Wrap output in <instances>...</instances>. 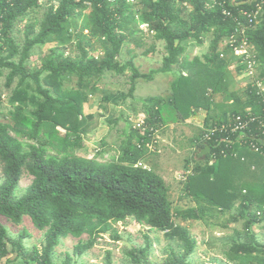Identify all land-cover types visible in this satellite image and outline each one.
<instances>
[{
	"label": "trees",
	"instance_id": "16d2710c",
	"mask_svg": "<svg viewBox=\"0 0 264 264\" xmlns=\"http://www.w3.org/2000/svg\"><path fill=\"white\" fill-rule=\"evenodd\" d=\"M55 1L57 5L49 6L40 21H33L29 16L41 6V0H0V76L7 72L5 86L11 89L6 114L0 92V118L10 120H0V264H58L55 250L63 238L88 235L74 246V255L81 256L108 232L119 239L114 225L128 218L177 242L161 264H190L197 241L187 228L175 222L170 189L163 176L140 164L149 155L147 134L132 129L121 154L112 161L73 154L83 147L88 124L83 107L89 101L91 80L96 83L105 72L123 74L128 68L130 95L139 79L152 80L177 68L167 96L143 99L149 127L161 129L170 121L184 122L200 108L208 110L196 136L192 161L185 166L193 164L194 174L183 182V193L203 210H235L232 220H243L249 239L234 243L228 260L234 264H264V243L253 231L255 225L264 222V154L247 144H235L236 156L220 154L212 158L215 139L225 133L209 141L200 140L204 128L220 124L232 114H245L249 106L254 113L264 115L262 97L248 89L238 95L229 87V66L236 59L226 40L236 23L223 10L237 14L239 8L251 7L254 0ZM257 1L264 5V0ZM75 16L83 18L81 25L72 21ZM25 20L20 39L15 31ZM142 24L148 25L147 32L152 31L154 40L165 42L162 66L149 72H142L133 57L126 62L119 60L124 44L144 32ZM208 35L211 42L204 58L185 56L189 42L202 44ZM249 39L262 64L259 74L264 80V15L250 30ZM46 43L53 45L42 64L31 67L36 47ZM65 47L72 53L76 49L79 52L67 54ZM155 48L152 44L145 52ZM243 71L238 65L236 76ZM73 75L78 77L77 87H66L65 80ZM90 91H97L95 85ZM219 92L228 100L233 98L232 108L223 118L216 116L214 109ZM262 130L259 134L264 136ZM206 144L212 152L202 160L199 152ZM25 171L33 179L18 195ZM180 216L203 218L197 207L180 211ZM2 217L15 224L29 217L37 229L45 230L42 247H28L24 243L26 231L13 237ZM151 250L152 242L146 235L144 245L126 251V264H153ZM59 264H73L72 255L67 254ZM105 264H112L111 251Z\"/></svg>",
	"mask_w": 264,
	"mask_h": 264
},
{
	"label": "rangeland",
	"instance_id": "374dc122",
	"mask_svg": "<svg viewBox=\"0 0 264 264\" xmlns=\"http://www.w3.org/2000/svg\"><path fill=\"white\" fill-rule=\"evenodd\" d=\"M51 5H57V2L55 0H41V6L30 14V19L40 21ZM82 20L83 18L78 19L77 16L72 19V21H78L80 25ZM26 21L20 22L16 28L15 33L20 39L23 38ZM143 31V33H138L124 44L119 60L126 62L133 57L134 62L142 72H149L151 69L162 66V60L166 54L165 42L163 40L156 41L152 33L147 32L145 29ZM210 42L211 35L206 36L202 44L189 42L185 56L204 58V54L209 52ZM152 44H155V51L146 53L145 51ZM52 45L46 43L37 46L30 59V66L40 67L44 56ZM65 51L67 54L74 55L79 52L76 49L72 53L68 47H65ZM95 54H100V50L95 51ZM6 74L7 72L0 76V92L4 100L3 113L5 114L10 109L8 100L11 93V89L5 86ZM130 76L131 70L128 68L123 74L113 71L105 72L96 83V80H91L88 87L90 92L89 101L83 107V115L88 122L83 135V147L73 151V154L88 158L96 157L97 160L104 162L117 159L121 154L122 145L127 138V134L138 127L139 123H143L147 116L143 99L150 96H167L170 93V85L176 74L173 71L159 73L152 80L139 79L133 95L129 94ZM240 78L234 75L229 86L230 90L237 91L238 95H242L244 91ZM77 81V75L70 76L65 80V86L76 88ZM93 85L97 89L95 93L90 91ZM229 102L227 99L221 105L230 107L232 104ZM0 120L10 121L4 116ZM192 128L191 125L184 127L179 123L174 128L176 131L174 133L171 125L159 129V137L156 138L153 148L149 149V155L143 161V164L154 168L163 176L170 189L169 194L173 203L175 222L187 228L197 241L195 252L190 258V264H234L228 260L227 254L234 243L249 239L243 227V220H232V215L236 214L235 210H227L221 213L216 209H201L200 204L195 199L184 195L183 182L177 179V173L185 169L188 160L192 161L195 149L193 154H190V149L186 148L187 146L182 148L179 143L173 142L172 136L180 131L190 134ZM32 179L33 177L25 171L20 180L18 195L25 191ZM2 181L3 169L0 163V184ZM191 207L199 208L203 218L199 220L183 219L180 216V211L183 212ZM1 220L13 237L17 238L21 232L26 231L28 236L24 238V243L28 247L33 245L39 248L42 247L45 230L37 229L29 217H24L21 224H15L5 217H2ZM114 228L119 235V239H115L112 233L108 232L98 239L93 248L81 256L74 255V246L80 240L88 239V235H83L81 238L73 236L63 238L55 250L57 263H61L67 254H71L73 264H105L107 252L111 251L112 264H126V251L144 245L146 235H148L152 242L150 258L153 264H161L172 247L177 246V242L166 237L164 232L151 230L149 226L141 225L132 218L118 222L114 225ZM253 231L256 239L264 243V222L255 225Z\"/></svg>",
	"mask_w": 264,
	"mask_h": 264
},
{
	"label": "built area",
	"instance_id": "2783aa9c",
	"mask_svg": "<svg viewBox=\"0 0 264 264\" xmlns=\"http://www.w3.org/2000/svg\"><path fill=\"white\" fill-rule=\"evenodd\" d=\"M127 1L136 2L137 0ZM235 4L240 5L238 2ZM223 13L226 16L232 17L236 23L235 29L226 40V43L229 45L236 59V67L240 65L244 68L242 76L243 87L251 93L262 97L264 101V80L259 74L262 64L257 59L256 50L249 39L250 30L254 29L263 18V2L254 0V4L251 7L239 8L237 14L227 8H224ZM140 27L147 30L148 25L142 24ZM220 56L224 57V53H221ZM251 109L249 106L246 108L245 114H232L226 121L214 124L209 128H204L205 130L200 137L201 141H209L214 139L218 134L225 133V136L222 138L215 139V150L212 153V158H217L220 154L223 157L229 155L236 156L237 151L233 149L235 144H247L255 151L264 154V136L259 134L260 130L264 128V115L256 114ZM136 129H139L142 134H147L150 137L148 147L152 149L156 138L159 137V128L149 127L144 120L143 123L138 124ZM211 152L212 148L209 153ZM192 174H194L193 164H190L186 169L177 173V179L180 182H185Z\"/></svg>",
	"mask_w": 264,
	"mask_h": 264
},
{
	"label": "crops",
	"instance_id": "0c3cea01",
	"mask_svg": "<svg viewBox=\"0 0 264 264\" xmlns=\"http://www.w3.org/2000/svg\"><path fill=\"white\" fill-rule=\"evenodd\" d=\"M235 62L236 60H234V62L231 63V65L229 66V69L232 70L233 76L234 75L236 76ZM176 70L177 69H175L174 71ZM237 76L238 78L241 77L240 78L242 80L241 84L243 85V79H242L243 74H240ZM226 101H227V98L226 96L223 95V92H219L216 94L214 109H216V112H217L216 116H218L219 118H223V115L225 114V112L229 111L230 108H232V105L230 107L226 105H221V103L226 102ZM229 101H230L229 102L230 104H233V98H231ZM207 114H208V110L203 107V108H200L196 113L191 114L184 122L167 123L165 127L167 128L169 125H171V128L173 129L172 130L173 133L176 132L174 128H176V125L179 123L184 127H186V125H191L193 127L192 132H190V134L184 133L183 131L177 132L178 134L172 136L173 142L179 143V145H181L182 148L187 146L186 148H189L191 151L190 154H193V150L196 149V144H195L196 136L198 135L199 130L203 128Z\"/></svg>",
	"mask_w": 264,
	"mask_h": 264
},
{
	"label": "water",
	"instance_id": "95a60500",
	"mask_svg": "<svg viewBox=\"0 0 264 264\" xmlns=\"http://www.w3.org/2000/svg\"><path fill=\"white\" fill-rule=\"evenodd\" d=\"M211 151V146L209 144H206L205 147H203L199 152V157L204 160L207 156V154Z\"/></svg>",
	"mask_w": 264,
	"mask_h": 264
}]
</instances>
